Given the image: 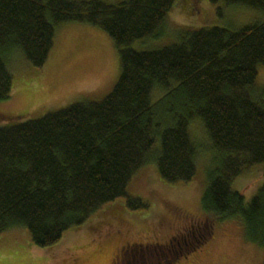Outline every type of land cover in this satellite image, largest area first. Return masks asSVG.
I'll return each instance as SVG.
<instances>
[{
	"label": "trees",
	"instance_id": "trees-1",
	"mask_svg": "<svg viewBox=\"0 0 264 264\" xmlns=\"http://www.w3.org/2000/svg\"><path fill=\"white\" fill-rule=\"evenodd\" d=\"M176 1L0 0V100L12 93L9 52L44 66L63 23L101 28L120 55L119 79L102 100L0 127V238L25 229L34 244L48 247L117 199L144 209L128 186L149 164L166 182L193 181L194 126L214 153L202 198L209 221L240 219L250 240L264 237V183L249 203L232 188L246 172L264 171V88L257 83L264 20L235 30L191 28L174 43L133 48L158 31ZM209 1L264 13V0ZM201 228L196 247L213 234L211 225Z\"/></svg>",
	"mask_w": 264,
	"mask_h": 264
},
{
	"label": "rangeland",
	"instance_id": "rangeland-1",
	"mask_svg": "<svg viewBox=\"0 0 264 264\" xmlns=\"http://www.w3.org/2000/svg\"><path fill=\"white\" fill-rule=\"evenodd\" d=\"M102 1L120 4L127 0ZM263 20L260 11L222 1L177 0L158 31L132 47L150 50L171 44L183 30L191 28L235 30ZM7 63L13 87L10 98L0 100V127L39 119L74 103L100 101L120 76V55L113 38L101 28L82 22L56 27L54 45L44 66L34 67L19 50L9 52ZM257 83L264 88V66L258 69ZM194 128L199 136V153L193 181L166 182L156 165L149 164L128 186V194L141 198L146 208L132 210L126 207L125 198L117 199L48 247L34 244L25 229L13 232L12 239L10 233L4 234L0 238V264H167V260L174 264H264L263 236L258 241L250 240L240 219L213 225L209 221L202 198L214 153L205 145L201 127ZM263 183L264 171L256 168L236 178L232 188L249 203ZM200 225H211L213 234L194 251L203 230H198ZM179 235L178 244L185 249L188 243L193 249L180 256L169 255L175 247L182 250L169 244L172 239L176 244ZM120 256V262L116 261Z\"/></svg>",
	"mask_w": 264,
	"mask_h": 264
},
{
	"label": "flooded vegetation",
	"instance_id": "flooded-vegetation-1",
	"mask_svg": "<svg viewBox=\"0 0 264 264\" xmlns=\"http://www.w3.org/2000/svg\"><path fill=\"white\" fill-rule=\"evenodd\" d=\"M176 239V238H175ZM173 241V239L170 241V242H172ZM170 242H169V244H170ZM199 243V242H198ZM177 245H179V247H181L182 248V250L181 251H179V250H177V248L175 247V250H170V254L169 255H178V256H180V255H183V254H185V251H184V248L181 246V244L179 243V244H177ZM189 246L190 245H188V243H186L185 244V249H189ZM197 247H198V245H197ZM197 247H196V243H195V248H194V251H195V249H197ZM124 250H125V248H124ZM172 257H174V256H172ZM122 257L120 256V257H118L117 259H116V261H119L120 262V259H121ZM171 260H167V264H171ZM172 264H174L173 262H172Z\"/></svg>",
	"mask_w": 264,
	"mask_h": 264
},
{
	"label": "crops",
	"instance_id": "crops-1",
	"mask_svg": "<svg viewBox=\"0 0 264 264\" xmlns=\"http://www.w3.org/2000/svg\"><path fill=\"white\" fill-rule=\"evenodd\" d=\"M13 232H15V231H13ZM13 232H10V237L9 238H13V236H15V234H13Z\"/></svg>",
	"mask_w": 264,
	"mask_h": 264
}]
</instances>
